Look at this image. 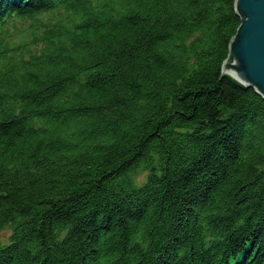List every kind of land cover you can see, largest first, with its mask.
<instances>
[{"label":"trees","instance_id":"16d2710c","mask_svg":"<svg viewBox=\"0 0 264 264\" xmlns=\"http://www.w3.org/2000/svg\"><path fill=\"white\" fill-rule=\"evenodd\" d=\"M240 23L0 0V264H264V98L222 72Z\"/></svg>","mask_w":264,"mask_h":264},{"label":"water","instance_id":"95a60500","mask_svg":"<svg viewBox=\"0 0 264 264\" xmlns=\"http://www.w3.org/2000/svg\"><path fill=\"white\" fill-rule=\"evenodd\" d=\"M241 23L233 37L222 72L254 87L264 98V0H235Z\"/></svg>","mask_w":264,"mask_h":264},{"label":"rangeland","instance_id":"374dc122","mask_svg":"<svg viewBox=\"0 0 264 264\" xmlns=\"http://www.w3.org/2000/svg\"><path fill=\"white\" fill-rule=\"evenodd\" d=\"M146 176L145 171H139L134 175V181L136 183H141ZM10 234V228L8 226L3 227L0 229V241L6 242L8 239V236Z\"/></svg>","mask_w":264,"mask_h":264}]
</instances>
